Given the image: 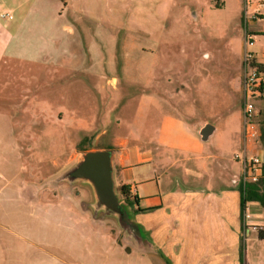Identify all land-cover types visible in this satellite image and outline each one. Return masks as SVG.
Here are the masks:
<instances>
[{
  "label": "rangeland",
  "instance_id": "rangeland-1",
  "mask_svg": "<svg viewBox=\"0 0 264 264\" xmlns=\"http://www.w3.org/2000/svg\"><path fill=\"white\" fill-rule=\"evenodd\" d=\"M65 2L61 26L71 31H59L53 60L84 68L0 62V264H166L70 172L113 134L143 132L140 115H152L156 130L164 114L184 107L190 120L219 127L205 140L212 152L229 132L242 145L243 61L246 51L264 48L257 32L264 7L257 0ZM98 63L103 77L87 76ZM251 101L264 111V99ZM258 121L262 128V111ZM225 149L235 153L232 144ZM138 173L132 167L121 176L135 184Z\"/></svg>",
  "mask_w": 264,
  "mask_h": 264
},
{
  "label": "crops",
  "instance_id": "crops-1",
  "mask_svg": "<svg viewBox=\"0 0 264 264\" xmlns=\"http://www.w3.org/2000/svg\"><path fill=\"white\" fill-rule=\"evenodd\" d=\"M0 5L6 7L0 10V62L19 61L48 71L56 68L60 73L84 68V63L77 68L70 61L53 60L61 45L59 31H71L68 25L61 26L66 18L65 0H0ZM6 13L11 17L1 16ZM257 32L264 35V30ZM254 57L264 66V48ZM86 71L87 76L103 77L102 63L91 64ZM112 83L116 85V77ZM260 111L264 113L259 108L258 116ZM192 117L185 107L168 112L154 130L153 116L140 115L143 132L133 131L129 138L113 134L91 149L113 151L115 186L120 190L128 186L127 211L140 229L139 243L166 264H264V238L259 237V230L264 229V205L257 200L243 204L242 190L254 182L253 175L264 178V141L260 136L245 141L243 132L241 145L235 133L226 130L228 139L212 152L201 135L209 124L192 121ZM218 130L213 127L208 139ZM258 130L261 135L259 121ZM226 144L234 145L235 153L245 150L249 157L259 159L258 167L248 169L246 183L242 163L234 158L235 153L226 151ZM131 158L134 162L128 165ZM132 167L139 168L135 184L124 182L121 176Z\"/></svg>",
  "mask_w": 264,
  "mask_h": 264
},
{
  "label": "water",
  "instance_id": "water-1",
  "mask_svg": "<svg viewBox=\"0 0 264 264\" xmlns=\"http://www.w3.org/2000/svg\"><path fill=\"white\" fill-rule=\"evenodd\" d=\"M213 127L206 125L201 135L208 139ZM113 151L96 149L85 152L78 165L70 172L72 179L89 183L93 189L96 202L101 208L120 217L122 204L119 201L113 177Z\"/></svg>",
  "mask_w": 264,
  "mask_h": 264
},
{
  "label": "built area",
  "instance_id": "built-area-1",
  "mask_svg": "<svg viewBox=\"0 0 264 264\" xmlns=\"http://www.w3.org/2000/svg\"><path fill=\"white\" fill-rule=\"evenodd\" d=\"M259 5L264 7V0H257ZM2 17H11L8 13L1 14ZM245 44L252 42L249 34L245 35ZM254 57V54L245 52L243 61L242 75V90H243V123H244V140L255 139L260 136L258 130V108L251 101L254 98L264 97V70L260 69ZM235 157L242 163L243 167V182L246 183L249 176L248 169L258 167L260 161L257 157H249L247 153H236ZM254 182L259 180V177L253 175L251 178ZM247 217V215H246Z\"/></svg>",
  "mask_w": 264,
  "mask_h": 264
},
{
  "label": "trees",
  "instance_id": "trees-1",
  "mask_svg": "<svg viewBox=\"0 0 264 264\" xmlns=\"http://www.w3.org/2000/svg\"><path fill=\"white\" fill-rule=\"evenodd\" d=\"M256 65L260 69L264 70V66L262 64L256 63ZM260 137H261V140L264 141V125L261 128ZM242 190L244 192L243 204L245 203V200H247V201L248 200H257V201H260L264 205V178H261L257 182L248 183L245 187L242 188ZM121 192L123 193L126 200L128 201L129 200L128 199V186L123 185L121 187ZM120 221L126 228L132 230L133 232H136L137 233L136 237L138 239L142 238L139 227L130 220L129 213L125 207H122V216L120 217ZM259 237L264 238V229L259 230Z\"/></svg>",
  "mask_w": 264,
  "mask_h": 264
},
{
  "label": "flooded vegetation",
  "instance_id": "flooded-vegetation-1",
  "mask_svg": "<svg viewBox=\"0 0 264 264\" xmlns=\"http://www.w3.org/2000/svg\"><path fill=\"white\" fill-rule=\"evenodd\" d=\"M125 200H126V198H125ZM127 203H128V201H127ZM122 207H124L123 205H122ZM122 216V214L120 215V217Z\"/></svg>",
  "mask_w": 264,
  "mask_h": 264
}]
</instances>
